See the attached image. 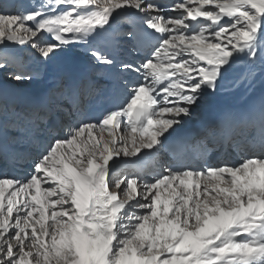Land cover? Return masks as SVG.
<instances>
[{"label": "snow or ice", "instance_id": "6c2138e0", "mask_svg": "<svg viewBox=\"0 0 264 264\" xmlns=\"http://www.w3.org/2000/svg\"><path fill=\"white\" fill-rule=\"evenodd\" d=\"M79 45L114 77L101 116L42 103L18 152L0 106V164L31 165L0 175V264H264V105L229 141L238 163L161 158L238 66L264 65V0H0L15 84L33 75L10 54L48 64Z\"/></svg>", "mask_w": 264, "mask_h": 264}, {"label": "bare ground", "instance_id": "6f19581e", "mask_svg": "<svg viewBox=\"0 0 264 264\" xmlns=\"http://www.w3.org/2000/svg\"><path fill=\"white\" fill-rule=\"evenodd\" d=\"M11 3L8 7L13 8L14 3L16 0H9ZM32 0H19V6L21 9H29L31 7ZM17 48H22L21 46H17ZM88 55L91 61L94 63V73L106 77L109 75L103 68H101L97 62L91 57L89 50L85 45H79L69 52L63 54L61 57L57 58L56 60L49 62L48 64L42 63L41 67L43 71L38 75L39 82L35 85H30L29 88L24 89H15L12 91L11 89L0 87V101L3 103H14L18 106L19 109L28 110L36 108V104L39 103V95L37 90L40 88H49L50 86H57L59 80L64 76L65 69L68 65L72 62H75L78 55ZM36 56H38L36 54ZM42 60V58H41ZM41 69V70H42ZM114 78V77H112ZM40 83V85H38ZM67 94V89L65 90ZM68 96V95H66ZM69 98V97H68ZM70 100V98H69ZM68 100V101H69ZM71 104H73L70 101ZM223 104V106H221ZM249 104H261L264 105V65L256 64V65H248L242 63L238 66L233 73H231L225 80L223 86L214 94L209 95L208 97L204 98L200 102V106L196 108L195 111V118L190 120L191 122L199 123L202 119L201 113H203L206 109L216 111L221 107H225L227 109H232L230 112L234 113L236 107H245ZM65 111H67V108ZM36 110H33V113ZM198 111V112H197ZM30 121L33 119V114L28 115ZM233 114H231V118H233ZM31 123V122H30ZM26 124L23 128L18 130V126L14 127V135L9 136V140L16 144L12 147L11 150H15L21 152L22 149H33L30 147L31 136H32V128L33 125L31 124L28 126ZM235 126L234 121L230 120L228 126H226L225 130L230 131ZM229 128V129H227ZM123 129H121L122 131ZM244 132V131H243ZM248 132H244L243 136L246 137ZM222 134H220L221 136ZM209 141H201L196 145L195 151L201 152L200 148H202L203 144H208L211 142V137H207ZM215 138V137H214ZM241 142L242 140H238ZM237 141V142H238ZM203 142V143H202ZM225 142L224 139L217 138L216 143H210V146L213 148V151L219 149L222 150L223 143ZM171 149H174L173 145L170 147L169 150L162 154V159L165 162H169L173 160L175 157L170 152ZM147 151V150H145ZM215 153L211 155V162L216 163L218 160H222L227 158L226 155H222L219 158H214ZM213 156V157H212ZM177 159V156H176ZM239 159V157H238ZM239 161L235 162L238 163ZM21 168V172L17 173L16 175H12L6 173L4 168L5 165L0 164V175H4L5 173L9 176H23L25 175L26 171L30 169L31 165H19Z\"/></svg>", "mask_w": 264, "mask_h": 264}, {"label": "rangeland", "instance_id": "374dc122", "mask_svg": "<svg viewBox=\"0 0 264 264\" xmlns=\"http://www.w3.org/2000/svg\"><path fill=\"white\" fill-rule=\"evenodd\" d=\"M13 8L21 9L19 5H14ZM36 54L39 55L33 49H29L27 54L23 56H13L10 54L8 65L12 67L13 70H15L16 65L23 64L24 68L33 75V79L32 81L25 82L23 84H15L11 80V73L5 76L4 72L0 70V87L11 89L12 91H14L15 89L18 90L20 88L21 89L29 88L30 85L32 86V85H35L37 82H39L38 75L43 71V69L41 67V64H42L41 60H37L34 58ZM38 85H40V83ZM53 98L58 99L59 102L65 103V100L63 98V90L61 86L54 89ZM0 106H4L8 109L3 119V121L5 120V123H4L5 126L11 127V128L18 126L19 128L18 130H20L28 123H29L28 126L32 124L30 123L31 121L28 116V115H31V113L26 110L19 109L16 104L14 103L7 104V103H3L2 101H0Z\"/></svg>", "mask_w": 264, "mask_h": 264}]
</instances>
